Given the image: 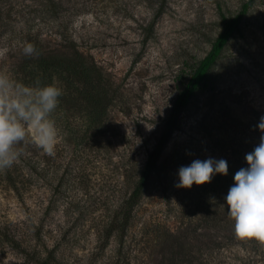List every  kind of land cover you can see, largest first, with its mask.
I'll use <instances>...</instances> for the list:
<instances>
[{
    "label": "rangeland",
    "instance_id": "1",
    "mask_svg": "<svg viewBox=\"0 0 264 264\" xmlns=\"http://www.w3.org/2000/svg\"><path fill=\"white\" fill-rule=\"evenodd\" d=\"M247 1L0 0V50H6L0 74L12 78L29 38H42L58 54L61 36L67 35L94 56L121 93L103 131H96L87 112L60 99L56 155L35 148L34 156L40 163L44 158L48 168L47 180H24L22 196L0 180V231L27 248L0 241V264H35L28 260L30 247L40 249L41 260L53 253L49 264H115L119 244L107 237L132 190L131 168L146 162L179 92L222 31L221 13L233 16ZM262 116L264 0H256L163 151L159 169L165 188L146 199L127 236L140 243L139 262L167 264L173 249L150 234L144 238L143 222L160 220L176 229L168 206L196 217L222 188L213 180L227 178L216 174L210 183L177 188L180 167L223 159L234 178L241 167L235 138L255 136Z\"/></svg>",
    "mask_w": 264,
    "mask_h": 264
},
{
    "label": "trees",
    "instance_id": "2",
    "mask_svg": "<svg viewBox=\"0 0 264 264\" xmlns=\"http://www.w3.org/2000/svg\"><path fill=\"white\" fill-rule=\"evenodd\" d=\"M255 1L249 0L244 3L240 12L233 16L228 17L221 13L224 21L222 31L213 42L208 54L192 70L184 88L179 92L169 116L164 121L160 136L148 153L146 162L131 168L132 190L122 203L107 237V239L114 237L119 244L115 264H144L138 260L142 250L138 248L140 243L134 242L133 238L128 240L129 231L135 226L140 208L145 204L146 199L151 198L155 189L161 192L165 188L166 180H160L162 175L159 161L173 132L180 125L182 111L207 81L212 68ZM149 26L151 29L153 23ZM146 34L149 38L151 32L148 31ZM28 41L36 46L40 54L38 57L24 56L18 68L14 70L12 79L26 85H33L37 79L42 84L57 83L64 92L60 99L65 98L70 109L87 112L91 125L96 127V131H103L107 127L109 107L121 93L119 88H114L105 77L94 56L81 51L76 40L67 35L61 36L58 54L47 48L42 38H29ZM262 135L264 133L258 128L255 136H249L251 138H235L240 147L239 169L248 167L245 156L259 144ZM22 147L21 158L10 169L0 173V180L20 196L26 188L24 180H47L48 175L44 158L40 163L34 156L36 146L27 144ZM213 182L214 185L216 182L222 185V188H214L215 190L212 188L216 194L204 203L206 206L201 209L198 216L189 215L185 218L181 208L178 210L175 206L169 205L168 211L174 212L179 226L172 229L166 222L146 220L142 228L144 238L150 234L157 242L168 243L173 248L172 257L167 264H224L227 260L231 264H264V246L255 241H240L235 237L234 221L228 215L225 199L234 184L231 172L227 174V178ZM179 230L186 233L183 238L175 233ZM0 241L23 251L27 249L22 247L24 243L22 239L8 236L6 232L0 231ZM41 255L40 249L35 247H30V252L27 254L28 260L35 264H49L54 258L51 253L41 260Z\"/></svg>",
    "mask_w": 264,
    "mask_h": 264
},
{
    "label": "clouds",
    "instance_id": "3",
    "mask_svg": "<svg viewBox=\"0 0 264 264\" xmlns=\"http://www.w3.org/2000/svg\"><path fill=\"white\" fill-rule=\"evenodd\" d=\"M6 50H0L3 56ZM23 53L38 57L33 43H25ZM63 89L55 82L33 85L18 82L7 74H0V173L10 169L23 155V147L33 144L48 156L56 155L60 140L54 114L60 106ZM264 133V116L257 125ZM248 167L234 175L226 199L228 215L234 221L235 237L240 241H255L264 246V135L252 152L245 156ZM216 174L227 175L226 160L211 158L194 160L180 167L177 188H191L193 184L210 183Z\"/></svg>",
    "mask_w": 264,
    "mask_h": 264
}]
</instances>
